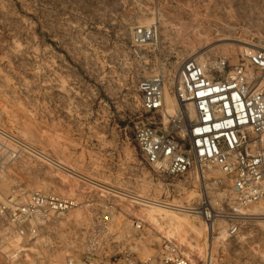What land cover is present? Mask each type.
Here are the masks:
<instances>
[{"label": "rangeland", "instance_id": "rangeland-1", "mask_svg": "<svg viewBox=\"0 0 264 264\" xmlns=\"http://www.w3.org/2000/svg\"><path fill=\"white\" fill-rule=\"evenodd\" d=\"M150 27L155 40L137 47L136 30ZM249 48L264 50V0H0V130L71 170L36 155L5 161L0 197L23 203L37 192L75 205L9 243L20 255L0 264H164L168 243L190 264H264V204L234 212L195 171L154 170L135 139L140 81L165 78L172 115L184 61L234 65ZM203 193L208 208L242 216L237 235L223 219L210 230L178 211L202 207Z\"/></svg>", "mask_w": 264, "mask_h": 264}, {"label": "built area", "instance_id": "built-area-1", "mask_svg": "<svg viewBox=\"0 0 264 264\" xmlns=\"http://www.w3.org/2000/svg\"><path fill=\"white\" fill-rule=\"evenodd\" d=\"M155 38V28H142L136 30L134 42L140 48ZM138 91L144 118L135 127V139L150 167L173 178L195 171L200 186L220 191L224 200L232 202L234 212L264 204V50L246 49L234 65L226 59L184 61L173 83L182 107L172 115L166 109L163 76L140 81ZM34 151L0 130V166L34 156ZM211 169L224 175V183L209 178ZM74 207L72 201L37 192L23 203L0 197V257L17 261L20 250L10 249L9 243L34 234L36 224H45ZM200 208L203 215L198 216L206 222L223 219L229 235L238 234L239 215L217 212L204 201ZM162 262L190 264L173 243L165 245ZM64 264L89 263L69 259Z\"/></svg>", "mask_w": 264, "mask_h": 264}, {"label": "bare ground", "instance_id": "bare-ground-1", "mask_svg": "<svg viewBox=\"0 0 264 264\" xmlns=\"http://www.w3.org/2000/svg\"><path fill=\"white\" fill-rule=\"evenodd\" d=\"M173 95H174V93H173ZM167 103V100H166V94H165V104ZM171 105H172V107H173V110H172V112L173 111H175L177 108H178V106H180V107H182V105H181V103H179L177 100H176V98H175V95H174V98H173V100H171ZM166 109H167V104H166ZM185 117L186 118H188L189 117V113L188 112H186V115H185ZM35 152V155H37L39 158H41V159H43V160H45L46 162H48V163H50V164H52V165H54V166H56L58 169H60L61 171H67V173H69V171H71V170H69L68 168H67V166H65L63 163H61V162H59V161H57V160H54V159H52V158H50V157H47L44 153H42V152H38L37 150L36 151H34ZM71 173H74L73 171L71 172ZM74 174H76V173H74ZM73 174V175H74ZM80 176V175H79ZM81 178V177H80ZM86 180H88V179H86ZM90 182V181H89ZM93 184V183H92ZM109 191V190H108ZM112 193H114V192H112ZM125 195V194H124ZM132 199H133V201H138L137 203H139V202H141V203H143V204H145V205H148V206H152V207H155V208H162V209H166V210H177V208L175 207V206H167V205H164V204H160L159 202L158 203H155V202H151V201H149V200H144V199H137V198H135V197H131ZM130 199V198H129ZM203 201H204V205H208L209 203L207 202V198H206V196H205V193H203ZM140 203V204H141ZM162 203V202H161ZM181 209V208H180ZM200 210H202L201 208H190V209H188V210H179L178 209V211H180V212H187V213H190V214H192V215H203V211H200ZM216 218V217H222V216H213V218ZM241 217L242 216H238L237 218L238 219H241ZM218 220V219H217ZM216 220V221H217ZM242 220V219H241ZM214 224H215V222H214V220H212V221H210V222H208L207 223V225H209L211 228H210V230H212V228L214 227Z\"/></svg>", "mask_w": 264, "mask_h": 264}]
</instances>
